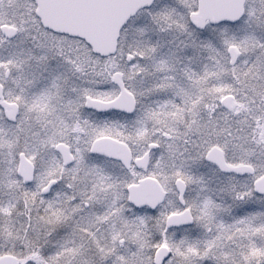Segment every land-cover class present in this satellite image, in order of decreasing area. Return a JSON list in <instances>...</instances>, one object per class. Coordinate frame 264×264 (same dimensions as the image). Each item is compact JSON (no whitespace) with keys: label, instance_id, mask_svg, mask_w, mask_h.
Instances as JSON below:
<instances>
[{"label":"rangeland","instance_id":"1","mask_svg":"<svg viewBox=\"0 0 264 264\" xmlns=\"http://www.w3.org/2000/svg\"><path fill=\"white\" fill-rule=\"evenodd\" d=\"M252 1H246L239 22L198 30L189 19L197 0H157L129 21L118 53L106 60L90 56L77 39L55 37L32 25L21 27L7 46L0 42L5 99L19 105L14 130L0 107V254L11 253L21 264H93L103 257L107 264L148 261L143 251L133 253L138 230L126 191L143 172L133 170L118 180L90 169L100 177L93 180L86 167L95 166L82 157L97 136L123 137L117 115L78 114L86 96L108 100L118 94L112 75L119 70L138 97L134 118L139 137L124 133V138L138 154L159 145L151 151L147 174L164 188L172 193L177 177L188 185L186 201L195 223L169 234L167 264H264V197L255 193L254 180L221 175L204 161L216 145L228 162L253 164L264 173V30L251 25L257 10ZM11 2L9 14L15 20L24 0ZM230 46L240 51L234 66ZM128 55L134 57L130 63ZM65 92L74 94L63 102L76 104L70 123L62 120L59 108ZM226 94L237 103L232 111L220 104ZM63 128L77 134L71 144L78 159L66 170H60L55 152L59 141L67 140L59 135ZM20 153L36 166L31 186L24 187L17 174ZM58 176L61 185L42 197L43 185ZM75 180L86 184L72 189L68 184ZM122 182H127L124 190ZM99 191L105 196L97 206L93 193ZM101 208L105 215L97 220L95 211ZM180 209L171 194L158 211L157 225L163 228L164 214ZM91 232L97 235L90 237ZM182 234L185 249L173 241Z\"/></svg>","mask_w":264,"mask_h":264},{"label":"water","instance_id":"2","mask_svg":"<svg viewBox=\"0 0 264 264\" xmlns=\"http://www.w3.org/2000/svg\"><path fill=\"white\" fill-rule=\"evenodd\" d=\"M37 4L36 14L40 18L45 28L59 34L69 35L83 39L92 48L95 54L107 57L114 55L118 50L121 31L128 21L134 17L141 9L151 7L155 0H35ZM246 0H199V9L191 14V22L198 29H204L209 21L211 24L222 22H238L245 14ZM2 31L13 37L16 30L12 27L4 26ZM231 63L235 64L240 56L237 47L231 46L229 49ZM132 60V55L128 56V61ZM114 83L120 88V94L113 100L104 101L100 99L87 98L86 107L98 111H122L132 114L136 108L134 95L125 89L123 74L117 71L113 75ZM3 87L0 85V99L3 98ZM221 105L229 110H234L237 103L234 96L228 94L221 100ZM1 106L8 109L6 116L10 120H15L18 114V105L2 101ZM151 148L156 144L150 145ZM56 150L60 152L63 162L68 165L73 162L70 149L64 143L56 145ZM91 152L121 160L128 167L131 160V151L128 145L115 138L105 136L93 141ZM206 160L217 165L224 172H235L244 175L252 168L246 164L231 166L227 164L223 151L218 147H212ZM149 165V154L147 153L136 161L138 168L147 170ZM18 175L24 183H31L34 179V164L24 153L19 155ZM56 181H51L43 190L48 193ZM179 192V200L185 203L184 195L186 184L182 179L176 182ZM255 192L264 194V177L259 179L254 185ZM166 192L161 184L152 177H146L137 184L128 187V202L137 208L150 206L157 208L165 199ZM193 221L189 209L181 213L171 214L167 218V227L190 224ZM170 256V250L166 246L157 249L154 256V264H164ZM0 264H19L17 257L12 255L0 256Z\"/></svg>","mask_w":264,"mask_h":264},{"label":"flooded vegetation","instance_id":"3","mask_svg":"<svg viewBox=\"0 0 264 264\" xmlns=\"http://www.w3.org/2000/svg\"><path fill=\"white\" fill-rule=\"evenodd\" d=\"M197 3H198V0H197ZM252 3H253V6H255L257 8V10L254 11V13L252 14L251 25L256 24V28L257 29H261V31H262V30H264V22H262V20H261V18L263 19V17H264V0H260L258 3H256L255 0H254V1H252ZM11 6H12L11 0H0V42L2 44L7 46V43H10L12 40H14L18 36L21 27L23 28L26 25H32L34 27H39V29L46 31V32L50 33L51 35H53L55 37L64 36V35H60V34L54 33L51 30L46 29L42 25L40 18L36 15L37 4H36L35 0H24V6H21V10L22 11L19 12L20 14L18 13L19 16L15 20H13L11 15L9 14ZM261 6H263V9H261ZM197 9H198V4H197ZM25 11H26V13H24ZM23 13L25 15H22ZM259 15H260V17H259ZM4 26H8V27L14 28L16 30L15 36H13L11 38L8 37L2 31V27H4ZM262 34H263V31H262ZM65 37H67V36H65ZM79 41L82 42L81 40H79ZM87 49L91 52V50H90V48L88 46H87ZM4 52H7V50H4ZM91 54L92 53H90V56H91ZM128 56H127V60L126 61L130 63V62H132L134 57H132L131 61H128ZM77 68H78V65H77ZM81 73L82 72L80 71V74ZM10 76H11L10 70H6L5 73H4L5 79H9ZM73 77H74V75L71 76V78H73ZM123 77H124V75H123ZM123 81H124L125 89L127 91L131 92L134 95L135 100H136V108H135V111L132 114H126V113H124L122 111H116V110L103 112V111H98V110H95V109L87 108L86 107L87 98L106 100V99H101V98L91 97V96H86L85 97L84 102H83V107L81 105L78 108V114L79 115H88L89 114V115L102 117V118H105L106 116L112 115V114H115V115L118 116V119H117V122H118L117 130L122 133L123 137L118 138V137L112 136L111 134H104V135H101V136H97L96 138L93 139V141L98 139V138H100V137L109 136V137H113V138H115V139H117L119 141H122V142L126 143L128 145V147L130 148V151H131V160H130L129 166L126 167L121 160H118V159H115V158H110V157H107V156H104V155L98 154V153H92L90 149H91V145H92L93 141L90 144L89 149L86 150V151H83L82 157L86 158L87 163L92 164L93 166H95V167H92V166L91 167H86L87 170L91 173V175H93V177H94L93 180L95 178H100V177H99L98 173H96V172H95L96 173V177H95L94 174H93L94 171H92V170L90 171V169H100L101 171H98V170H96V171L101 172L102 176L103 175L104 176H108L109 178H112L113 176H118L119 177L118 180H120L123 176L127 175L128 173L129 174L132 173L133 170H137V171L143 172L144 177L138 178L137 180H135V182L132 181L131 183L127 184V186H126V191H127L128 187L131 184L138 183L141 179H143L145 177H154V176L148 175L147 172L149 170V167L153 163L152 157H151L152 156L151 155V151L157 149L159 145L156 144L157 147H154L152 149H148L143 154H138V153L134 152V150H132V147L127 142L128 139L124 138V136H125L124 133H126L129 137H134V138L139 137V132L140 131L138 130V128H139V124L138 123L139 122L134 118V115L136 114V111H137V108H138V97L128 88L127 83H126L124 78H123ZM0 85L3 87L4 98H5V84L1 80H0ZM115 87L118 89V94L115 96V97H117L120 94L121 90L116 85H115ZM263 88H264V84H263ZM70 94H74V93L73 92H68V93L65 92L64 94L61 95V99H59V101L61 100L60 104H59V108H60V111L63 114L62 120L64 119L65 123L72 122L73 116L75 114V112H74L75 108H73V106H76V104L72 103V102H67V101L63 102V100H69L70 99V97H71ZM115 97H113L111 99H108V100H112ZM6 101L10 102V103H16V102L8 101V100H6ZM72 104H74V105H72ZM2 109L4 110V114H5V118H6V113H7L8 109H4V108H2ZM18 120H19V105H18V114H17L15 120H10V119L6 118V122L8 123V126L10 127L11 130H14L12 128V126L17 124ZM127 121L130 122V124L127 127H125L124 123H126ZM23 126L25 127L24 129H26L27 125H26L25 122L22 123V127H20V131H22V132L25 131L23 129ZM61 134L63 136H65L67 140H61V141H59V143H64L65 145H67L69 147V149H70L71 155L73 156V162L68 164V165H65L64 162H63V158H62L60 152L57 151L56 148H55V152L57 153L58 161H59V163L61 162V165H62L60 170H66V169H69L70 167H72V165L78 159V157L76 156V153H75V151L73 149V146L71 144V141L74 140V138L77 136V134H76V132H74V130L73 131L72 130L69 131V130H67V128L61 129V131L59 132V135L61 136ZM152 134L154 136V133H152ZM147 153L149 154V165H148L147 170H144L143 168H138L136 166L137 159L143 157ZM224 157H225V160H226L227 164H229L231 166L240 165V164H232V163L228 162L227 159H226L225 153H224ZM204 161L209 166H211L213 169H215V172L218 171L221 175L229 176V177H235V178H242V177L248 178L249 177L250 181L254 180L253 189H254L255 183L259 179L264 177V173L262 175L259 174L258 173L259 170L257 169V166L253 165V164L241 163V164L249 165L252 169L250 171H248L247 173H245L244 175H238L235 172H224V171H222L217 165L207 161L206 160V155H205ZM204 161H203V164H205ZM34 167H35L34 179H33V181L31 183H27V184L22 181V184H23L24 187L31 186V185L34 184V181H35V178H36V166H35V164H34ZM79 167L83 168L81 166H79ZM154 178H156V177H154ZM156 179L159 181V183L161 184L162 188L166 191V198H165V200H164V202L162 204H160L157 208L152 209L150 206H144L142 208H137L134 205L128 203L130 205V209L132 211V217H134L133 219H134V222H135L136 229L138 231H140V232H143V233L139 234V232L137 231L138 237L134 239V242H133V245H132L134 254H139L141 251H143V253H146V255H147L145 257V259L146 260L148 259V261L147 262H140V264H154L155 252L161 246H166L170 250V257H171L172 251H171V248L168 246V242H167V240L169 239L168 238L169 234L173 233V232H177V231H181V230L190 228L195 223V217H194L191 209L187 206V201H186V196L188 194L187 182L181 177L175 178L174 181H173V185H174L173 190L174 191H172V193H171V191L168 190V188L167 189L164 188V185L160 182V180L158 178H156ZM178 179H182L185 182V184H186V192H185V195H184V200H185L184 204H182L180 202V200H179L180 194H179V192L177 191V188H176V182H177ZM60 180L61 179L58 176V177H54V178L50 179L49 181H47V183H45L43 185L42 189H40V195H42V197L49 196V194L55 188H57V187H59L61 185L60 184L61 183ZM51 181H56V183L54 184V186L51 188V190L48 193L44 194L42 191L49 185V183ZM97 181H99V180H97ZM82 183L86 184V182H79V181L75 180V182L73 184H71L72 186L69 185V184H68V186L71 187L72 189H74V188H76L78 186H81ZM125 183H127V182H122V184L119 183V185L122 187L123 190H124V187H125ZM171 194H173L175 197H177V200L179 202V206L181 207V209L179 211H171L170 213L168 212V214H164L163 217L165 219H164L163 228H162L160 225H157L156 217H159L158 211L162 209L163 204L165 203L166 199ZM104 196H105V194L102 191L93 193V198H94L93 204L97 205V206H100V204L103 203ZM261 196L264 197V194H262ZM37 197H41V196H39L37 194ZM99 197H101L102 201H101V199H99ZM127 197H128V193H127ZM186 209H189L191 214H192V217H193L192 223L184 224V225H180V226H174V227H167V218L171 214L181 213V212L185 211ZM141 211L145 212V214L140 213ZM104 215L105 214H103V209L101 208L100 210L95 211L94 217L97 220H101L104 217ZM141 221H144V222L142 223ZM95 235H97V234L93 233V232H91V234H89L90 237H93ZM101 238H102V236H101ZM173 241H174V244L176 246H177V244H182V248H184V249L186 248L185 246L187 245V243H186L187 240L184 237V234H182L180 239L179 238L173 239ZM115 252L116 253H114V254H117L119 251H115ZM5 254H10V253H5ZM1 255H4V254H0V256ZM170 257L168 258V260L170 259ZM150 259H151V261H150ZM105 260H106V258L103 257V258H100L98 261H96L93 264H107ZM168 260H166L164 262V264H167ZM18 261H19V264H21V261H20L19 258H18Z\"/></svg>","mask_w":264,"mask_h":264},{"label":"trees","instance_id":"4","mask_svg":"<svg viewBox=\"0 0 264 264\" xmlns=\"http://www.w3.org/2000/svg\"><path fill=\"white\" fill-rule=\"evenodd\" d=\"M114 57V56H113ZM108 58H110V57H108ZM108 58H102V60H106V59H108Z\"/></svg>","mask_w":264,"mask_h":264}]
</instances>
